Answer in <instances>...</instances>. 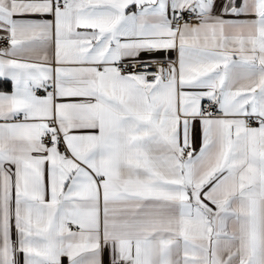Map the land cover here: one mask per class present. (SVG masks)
Here are the masks:
<instances>
[{
	"label": "snow or ice",
	"instance_id": "obj_1",
	"mask_svg": "<svg viewBox=\"0 0 264 264\" xmlns=\"http://www.w3.org/2000/svg\"><path fill=\"white\" fill-rule=\"evenodd\" d=\"M0 264H264V0H0Z\"/></svg>",
	"mask_w": 264,
	"mask_h": 264
}]
</instances>
